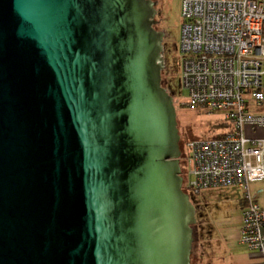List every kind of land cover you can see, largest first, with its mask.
Here are the masks:
<instances>
[{
  "label": "water",
  "instance_id": "obj_1",
  "mask_svg": "<svg viewBox=\"0 0 264 264\" xmlns=\"http://www.w3.org/2000/svg\"><path fill=\"white\" fill-rule=\"evenodd\" d=\"M150 0H0V264H190Z\"/></svg>",
  "mask_w": 264,
  "mask_h": 264
},
{
  "label": "built area",
  "instance_id": "obj_2",
  "mask_svg": "<svg viewBox=\"0 0 264 264\" xmlns=\"http://www.w3.org/2000/svg\"><path fill=\"white\" fill-rule=\"evenodd\" d=\"M180 52L187 106L222 113L231 130L187 144L186 189L235 186L243 196L240 243L264 264V211L250 186L264 181V0H182ZM184 184V181H183ZM183 187V186H182Z\"/></svg>",
  "mask_w": 264,
  "mask_h": 264
},
{
  "label": "rangeland",
  "instance_id": "obj_3",
  "mask_svg": "<svg viewBox=\"0 0 264 264\" xmlns=\"http://www.w3.org/2000/svg\"><path fill=\"white\" fill-rule=\"evenodd\" d=\"M181 8L182 0H157V17L155 20L159 19L160 26L159 28L157 26L156 29H160L163 33L162 48L164 49L167 65L161 76L163 81L166 80L167 92H170L169 94L173 98L180 137V167L184 181L183 190L189 195L190 193L186 189V184L190 180L188 170L190 169L191 161L187 144L193 140H208L219 135H224L231 130V125L225 120L222 113L209 114L200 107L187 106V91L182 81L183 55L180 52L181 26L183 21ZM212 191L206 196L205 191L200 192L198 195H189L195 208L196 225L199 226L195 231V241L190 264H198L201 261V256L200 258L198 256L204 243L200 236L213 237L210 240V245L208 244L211 251L207 253V260H210L211 264H220L222 261H225L223 260V254L220 253L226 250L225 247L228 245H224V241L222 242L223 244L220 242L221 233L216 221L225 218L224 211L227 212V206H225L226 204H224L220 193H215V190ZM203 194L207 205L202 203ZM211 222L214 223L211 225Z\"/></svg>",
  "mask_w": 264,
  "mask_h": 264
},
{
  "label": "crops",
  "instance_id": "obj_4",
  "mask_svg": "<svg viewBox=\"0 0 264 264\" xmlns=\"http://www.w3.org/2000/svg\"><path fill=\"white\" fill-rule=\"evenodd\" d=\"M245 133L248 138H264V129H257L252 132L250 128L246 127ZM212 190H215V193H220L224 200V204H226L225 206H227V212L224 211L225 218L216 221L221 233V240H219L221 243L224 241V245H228L225 247L226 250H222L223 252L220 253L223 254V260H225L220 264H261V256L256 252L248 250L245 245L240 243V229L244 208L240 189L235 186L206 189L203 190L206 193H204L205 196L208 193L213 192ZM250 190L255 201L264 211V181L252 184ZM204 194L202 203L207 205ZM213 223L214 222H211V225ZM262 233L264 235V227ZM211 239H213V237L210 238L209 236L208 238L203 236L202 242L204 244L202 245L203 248H201L198 256L199 258L201 256V261H199L198 264H211V261L207 260V253L211 251V248L209 247Z\"/></svg>",
  "mask_w": 264,
  "mask_h": 264
},
{
  "label": "flooded vegetation",
  "instance_id": "obj_5",
  "mask_svg": "<svg viewBox=\"0 0 264 264\" xmlns=\"http://www.w3.org/2000/svg\"><path fill=\"white\" fill-rule=\"evenodd\" d=\"M152 3H155V10H156V8H157V0H150ZM157 17V12H156V15H155V18ZM156 21V23H155V25H154V28H155V30L156 31H158V32H161V30L160 29H156L157 28V26H158V28H159V26H160V22H159V19H157V20H155ZM162 42H163V40H162ZM162 59H163V70H162V72L161 73H163V71L165 70V68H166V65H167V63H166V61H165V55H164V49L162 48ZM161 85H162V87L167 91V82H166V80L165 81H163V78H162V76H161ZM168 94L170 93V92H167ZM170 95V94H169ZM172 97V96H171ZM190 195V194H189ZM190 197V196H189ZM199 228V226L197 225V229ZM199 232V231H198ZM200 235V234H199ZM200 238L202 239L203 238V236H200Z\"/></svg>",
  "mask_w": 264,
  "mask_h": 264
},
{
  "label": "trees",
  "instance_id": "obj_6",
  "mask_svg": "<svg viewBox=\"0 0 264 264\" xmlns=\"http://www.w3.org/2000/svg\"><path fill=\"white\" fill-rule=\"evenodd\" d=\"M217 137H222V135H219V136H217ZM194 244V243H193ZM196 244V243H195ZM192 249H193V247H192ZM191 259H192V255H191V257H190V261H191ZM199 261V260H198Z\"/></svg>",
  "mask_w": 264,
  "mask_h": 264
}]
</instances>
